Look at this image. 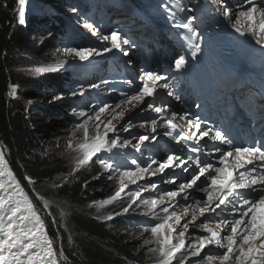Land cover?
Returning <instances> with one entry per match:
<instances>
[{"label": "snow or ice", "instance_id": "6c2138e0", "mask_svg": "<svg viewBox=\"0 0 264 264\" xmlns=\"http://www.w3.org/2000/svg\"><path fill=\"white\" fill-rule=\"evenodd\" d=\"M16 3L13 14L17 22L24 25L26 0H16ZM160 7L170 13L174 28L184 30L181 39L188 42L192 58H197L202 47L194 41L202 34L194 28V22L198 20L194 7L177 6L180 12L187 13L179 21L170 5L162 3ZM217 10L222 11L236 33L240 36L251 34L255 43L264 49V4L258 0H243L238 12L234 13L224 5ZM72 11L77 12V9ZM84 27L92 36L110 42V47H64L57 49L61 56L84 62L113 50L129 55L123 46H131L132 42L119 32L102 35L95 24L87 21ZM68 64L67 59L58 58L54 63L30 71L56 72ZM187 64L185 53L175 55L177 72ZM108 83L103 80L88 87L99 89ZM126 84L129 87L119 92L115 103L89 104L77 114V122L63 144L66 152L76 153L74 166L63 177V182L67 183L95 158L107 179L115 181L118 187L113 194L93 204L99 211L117 199L127 198L126 206L104 218L111 220L113 216L129 214L143 217L140 222L143 231L150 232V238L144 240L143 246L147 255L154 258L150 264H264V139L247 145L237 144L222 128L214 127L200 117L193 119L188 112L174 111L160 99V89L168 96L175 95L172 91L175 85L168 74L145 69L136 87H131L132 81H126ZM9 88L8 95L16 97V86L9 85ZM71 95L83 97L84 87L81 85ZM176 99L180 97L176 96ZM137 109L140 115L147 117L138 124L132 118L126 119L127 113ZM257 111L264 120V103ZM73 113H76L75 108ZM135 127L148 128L150 134H133ZM160 128L166 129L164 134L171 136L177 145L193 142L188 146L193 155L185 156L181 150L167 154L166 159L152 156L145 159L146 142L159 143L157 133ZM205 138L214 142L208 154L214 159L201 158L204 155L201 142L204 141L207 147ZM56 147L61 145L57 143ZM129 148L141 154L140 158L133 156L129 161L128 153L114 151ZM105 153L111 155L102 158ZM168 169L174 174L168 176ZM177 169L186 175L176 174ZM153 177L156 179H151ZM99 178L100 174L93 177ZM23 180L28 185L36 183L31 176H25ZM168 185L172 187H166ZM193 193L202 195L197 197ZM43 207L48 209L49 202L45 200ZM64 259L63 249L57 250L33 198L9 166L4 149L0 148V264H61Z\"/></svg>", "mask_w": 264, "mask_h": 264}, {"label": "trees", "instance_id": "16d2710c", "mask_svg": "<svg viewBox=\"0 0 264 264\" xmlns=\"http://www.w3.org/2000/svg\"><path fill=\"white\" fill-rule=\"evenodd\" d=\"M64 1L60 0L59 3ZM42 2L48 6L54 2L53 5L58 6L56 0ZM16 8V0H0V147L4 149L14 174L29 192L32 187L23 180L25 176H31L36 181L34 185L48 184L56 177L67 176V166L60 157L63 153L56 145L66 141L75 126L76 117L71 115L74 114L70 105L72 102L65 100L70 94L69 87L67 84L63 86L65 89L62 87L68 80V71L61 73L59 70L61 81L57 84L53 82L55 75L48 79L47 73L46 77L31 78L19 68L23 60L19 61L17 56L21 52H32V56L41 58L46 56L49 49L43 51L47 42L40 48L31 49L28 37L34 34L17 22L13 14ZM55 16L47 20L45 30V33L50 34L52 43L58 37L54 33L58 34L61 30L59 23L52 25L58 20ZM41 33L37 38H40ZM9 85L16 86V97L8 95ZM56 96L62 99H54ZM90 163L97 169L95 161ZM85 168L84 172L79 171L67 183L53 186L52 191L58 199L67 201L75 209L70 217L71 225L79 233V238L74 241V249L55 230V224L44 215L43 208L34 202L40 215L44 216L51 238L60 242L69 258V263L64 261L62 264H149L150 258L143 244L145 239L150 238V232H144L140 224L122 219L97 221L85 213L88 202L109 196L104 194L109 180H92L96 171H92L89 165ZM119 206V209L111 206L108 214L119 212L126 203H120Z\"/></svg>", "mask_w": 264, "mask_h": 264}, {"label": "rangeland", "instance_id": "374dc122", "mask_svg": "<svg viewBox=\"0 0 264 264\" xmlns=\"http://www.w3.org/2000/svg\"><path fill=\"white\" fill-rule=\"evenodd\" d=\"M44 0H26V23L24 24L26 26V28L31 31L34 36L28 37V40L30 42V47L31 49L35 50V48H40L45 42V47L43 49V51H48V53H46V56H41V58H39L37 55H33L32 56V52L30 53H26V52H21V54H19L17 56V59H19V61H22L21 63H19L20 65V69H23L25 71V75L26 76H30L31 78H39L38 76H45L46 77V73L47 76L46 78H50L52 76H54V80L53 82H56L57 84L59 83V81H61L60 76L58 75L59 71L56 72H44V73H36L34 71H30V69L35 68L37 66L40 65H44V64H49V63H54L56 59H67L69 61V64L64 68L66 69H73V67H76L78 69H82V65L84 64V62H81L79 60H77L74 57H63L60 55L59 52H57V49H62L64 47H81L83 45H77L75 46V43L73 45H70L67 43V40L65 42V39H61V37L64 35V30H59L58 34L54 33L56 36H58L57 38H54V42L52 43L51 39H50V34L49 33H45V30L47 28V20L51 17V16H55L57 15L59 12L61 14L60 16L64 15V12L66 15L67 14H71L72 10L70 8H68V6L65 5L66 2H61L59 3V1H57L56 3L58 4L57 7H55L54 2L53 4H50V6L48 5H44L43 2ZM55 1V0H53ZM183 0H177V4L180 5L181 2ZM58 9V11H57ZM71 10V11H69ZM174 13H176V8L172 11ZM75 16L73 18L72 22H75L77 24L79 23H83L84 21L86 22H91L90 20H88V18H82L80 14L78 15H72ZM71 19H66V20H61L59 25L65 26V25H72L71 24ZM164 20L166 21L167 18L164 17ZM58 21V20H57ZM56 21V22H57ZM65 21V22H64ZM76 24V25H77ZM51 26V25H50ZM78 29L84 30V24H81V26H77ZM42 31L40 38H37L39 35V32ZM89 36L91 35V32H89ZM82 37L84 35H81ZM93 38V36H92ZM99 40V38L94 39V42H97ZM66 43L67 45H64ZM84 47V46H83ZM56 54L55 56L53 54ZM115 53V54H114ZM111 63V72H120L121 70H123L125 67L123 64L126 63L125 59L123 57H116V50L113 51V54L107 55L106 59L102 58V63H103V75L98 77V79H94L92 81V83H96V84H100L101 81L106 80L107 77L106 75L109 74V69H107L108 63ZM118 62L117 65H115V63ZM64 69H61V73L64 72ZM105 76V77H103ZM71 82L73 83V79H71ZM66 85V83H65ZM68 85V84H67ZM81 86V85H80ZM85 89V95L83 97L81 96H69L67 98H65V100H70L72 101V98H81L83 101H85L86 103L92 104V105H96V99L95 96H101V97H109V93L107 91H105V86L101 85V87L99 89H91L88 87L87 84L82 85ZM80 88V87H79ZM65 92V91H64ZM71 94V93H70ZM61 96V94H60ZM13 98V97H12ZM60 101V99H59ZM111 101V100H110ZM109 102V101H108ZM110 103V102H109ZM111 103H115L114 100L111 101ZM73 111V109H71ZM85 110V109H84ZM70 111V110H69ZM77 112L75 114H71L76 120H77ZM149 115H154L149 113ZM128 118H132L134 119V121L138 124L140 120L142 119H146V116L140 115L139 114V110H135L134 112H130L126 114V119ZM150 129L145 128V129H141L139 127H135L132 129V133L133 134H145L144 132H148ZM123 136H128V133H122ZM63 141L61 142V153H63L60 157L65 161V164L67 166V171L68 173L66 175L69 174V172L71 171L72 167L74 166V157L76 156V153H69L66 152L63 149ZM146 144H149L148 142H146ZM150 145V144H149ZM126 153H130V154H134L135 150L134 149H126L123 150ZM157 158L160 159H166L165 155H156ZM63 161V162H64ZM94 161V160H93ZM97 169L96 167H94L95 165L90 163L89 167L91 168L92 171H96V173L94 175H92L93 177L97 176V174H100V178L99 179H93L92 180H100L101 181H105V179H107V175L104 174L103 169H99L101 168V166L99 165V163H97ZM94 165V166H93ZM86 167V166H85ZM82 168L80 171H85L86 168ZM70 168V169H69ZM75 176V175H74ZM153 180H155L156 178L153 177L151 178ZM69 181V180H68ZM94 182V181H93ZM60 185V184H65L63 182V177H56L54 178V180L48 184H44V185H30L32 187V190H29L30 192V196H33V202L37 203V206L43 208L44 210V215L46 217H48L53 224H55V230H58L59 233H61L65 238L67 243L70 244V246L72 247V249H74V241L79 238V233L76 229L73 228V226L71 225L70 222V217L72 215V212L75 210L67 201L63 200V199H58L53 193V186L55 185ZM118 187L117 183L115 181H109L108 185L106 186V191L104 192V194H113L112 192H114L116 190V188ZM132 188H134V186H130ZM166 187L171 188V185H168ZM49 195H47V194ZM147 195V194H145ZM37 196L43 197L42 200H38L36 199ZM52 196V197H51ZM102 199H105L103 197H101L99 200L97 199H93L91 202L87 203V209L85 211V213L87 215H89L90 217L95 218L97 221H104L106 220L104 217L107 216V214L109 213L110 207L111 206H115V209H119L120 203H126L127 204V198H123V199H117L116 201H114L111 205L105 206L104 208L100 209L99 211L97 210V207L93 204L94 201H100ZM48 201L49 202V208L48 209H44L43 204L44 201ZM114 209V207H113ZM49 212L51 213V215H49ZM109 215V214H108ZM130 215V214H129ZM138 215V214H137ZM42 218L44 217L43 215H41ZM54 216V218H53ZM44 219V218H43ZM55 220V223L53 222ZM45 221V219H44ZM46 225V229L48 232V235L51 237V233L47 228V223H45ZM56 242V247L57 250H60L62 248L60 242L54 240ZM63 249V248H62ZM64 251V250H63ZM74 254H76V252L74 251ZM65 259L62 260V262L66 261L67 263H69V258L65 255ZM149 258H152L149 256ZM154 260V258H152V261ZM61 262V264H62Z\"/></svg>", "mask_w": 264, "mask_h": 264}, {"label": "bare ground", "instance_id": "6f19581e", "mask_svg": "<svg viewBox=\"0 0 264 264\" xmlns=\"http://www.w3.org/2000/svg\"><path fill=\"white\" fill-rule=\"evenodd\" d=\"M58 0H56V2H57ZM136 1V0H135ZM71 4L73 5V2H71ZM139 4H141V1H140V3ZM83 4H80V6H82ZM101 13V11H99V12H96V13H93V14H91V15H96V14H100ZM58 14H59V16L62 14V12H61V14L58 12ZM218 17V20H220V21H222L223 22V19L221 18V16L220 15H218L217 16ZM60 22H61V19L59 18L58 19V21L55 23V22H53L52 23V25L53 24H57V23H59L60 24ZM65 22V21H64ZM101 22H102V19H98V20H96V21H92V22H90V23H93V24H97V25H100L101 24ZM56 26V25H55ZM59 26H61V30H64V35L61 37V39L63 40V39H65V42H66V40H67V37H68V35H69V37H71V38H74L75 40H78L79 38H78V36H77V34H78V32L81 30V29H78L77 28V26H72V25H65V26H62V25H59ZM57 38V37H56ZM98 37H94V39H97ZM64 44V43H63ZM200 44H201V47L203 46V43L200 41ZM64 45H67L66 43L64 44ZM75 46H77L76 44H75ZM66 70H73V69H66ZM86 74H89V75H92L93 74V72H86ZM94 75V74H93ZM71 79H73V75H69L68 76V80L66 81V84H68L67 85V87H70L71 86V84H72V82H71ZM63 86H65V83H63V85H62V87ZM63 89H65L64 87H63ZM70 90H72V88L70 87ZM72 91H69V93H71ZM247 96L249 95V94H246ZM71 105V107H72V109L74 108V105H72V104H70ZM126 259V258H125Z\"/></svg>", "mask_w": 264, "mask_h": 264}]
</instances>
